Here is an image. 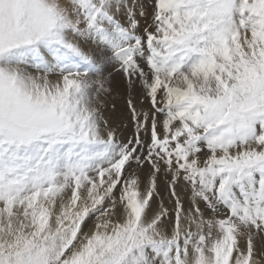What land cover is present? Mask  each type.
Wrapping results in <instances>:
<instances>
[{
	"label": "snow or ice",
	"instance_id": "1",
	"mask_svg": "<svg viewBox=\"0 0 264 264\" xmlns=\"http://www.w3.org/2000/svg\"><path fill=\"white\" fill-rule=\"evenodd\" d=\"M0 264H264V0H0Z\"/></svg>",
	"mask_w": 264,
	"mask_h": 264
},
{
	"label": "bare ground",
	"instance_id": "2",
	"mask_svg": "<svg viewBox=\"0 0 264 264\" xmlns=\"http://www.w3.org/2000/svg\"><path fill=\"white\" fill-rule=\"evenodd\" d=\"M149 2V0H148ZM151 11V9L149 8V12ZM143 20H141V29H143L144 27V22H142ZM127 89H126V85L124 83H122V81L120 82V87L118 88V90L113 94V98H114V102L116 104V108L117 111H123L126 107V100H127ZM127 135H131V131L129 130H125Z\"/></svg>",
	"mask_w": 264,
	"mask_h": 264
},
{
	"label": "rangeland",
	"instance_id": "3",
	"mask_svg": "<svg viewBox=\"0 0 264 264\" xmlns=\"http://www.w3.org/2000/svg\"><path fill=\"white\" fill-rule=\"evenodd\" d=\"M151 2H152V0H149V2H148V0H147V3L150 5L151 4ZM142 22H144V21H142ZM142 30V29H141ZM122 81V80H121ZM122 83H123V81H122Z\"/></svg>",
	"mask_w": 264,
	"mask_h": 264
}]
</instances>
